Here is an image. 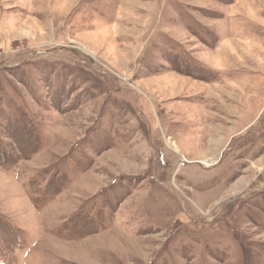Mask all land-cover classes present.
Here are the masks:
<instances>
[{
	"label": "rangeland",
	"instance_id": "1",
	"mask_svg": "<svg viewBox=\"0 0 264 264\" xmlns=\"http://www.w3.org/2000/svg\"><path fill=\"white\" fill-rule=\"evenodd\" d=\"M0 264H264V0H0Z\"/></svg>",
	"mask_w": 264,
	"mask_h": 264
}]
</instances>
